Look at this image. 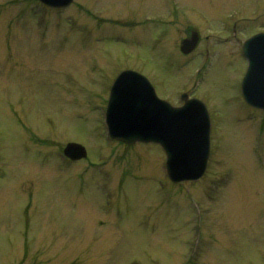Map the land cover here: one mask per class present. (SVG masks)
Masks as SVG:
<instances>
[{
    "label": "rangeland",
    "instance_id": "1",
    "mask_svg": "<svg viewBox=\"0 0 264 264\" xmlns=\"http://www.w3.org/2000/svg\"><path fill=\"white\" fill-rule=\"evenodd\" d=\"M33 2L0 0V264H264V110L244 99L240 45L264 31V0ZM188 29L203 44L183 55ZM128 66L176 104L207 101L199 181L172 182L158 143L105 138Z\"/></svg>",
    "mask_w": 264,
    "mask_h": 264
},
{
    "label": "water",
    "instance_id": "2",
    "mask_svg": "<svg viewBox=\"0 0 264 264\" xmlns=\"http://www.w3.org/2000/svg\"><path fill=\"white\" fill-rule=\"evenodd\" d=\"M54 6H64L72 0H43ZM184 40L189 51L197 43ZM249 67L243 81L247 101L264 108V32L249 38L244 44ZM109 133L129 144L155 141L167 153V171L175 181L198 179L206 171L210 156L211 121L206 105L198 99L183 106H173L159 98L150 80L135 70L119 74L107 110ZM66 154L73 158L86 156V148L70 142Z\"/></svg>",
    "mask_w": 264,
    "mask_h": 264
},
{
    "label": "flooded vegetation",
    "instance_id": "3",
    "mask_svg": "<svg viewBox=\"0 0 264 264\" xmlns=\"http://www.w3.org/2000/svg\"><path fill=\"white\" fill-rule=\"evenodd\" d=\"M195 31L196 30H194V29H188V32H187V35L186 36H192L194 33H195ZM240 41V40H239ZM201 43H202V37H200V41H199V43L197 44V46H196V48L192 51V53L194 52V51H196L200 46H201ZM203 44V43H202ZM180 48V47H179ZM179 50V49H178ZM180 52V51H179ZM207 52H210L209 50H208V47H207ZM189 54H191V53H189ZM189 54H185V53H183V55H189ZM184 92H187L186 90L184 91ZM189 93V94H188ZM187 93V95H186V97H188V96H193V94H191L190 92H188Z\"/></svg>",
    "mask_w": 264,
    "mask_h": 264
}]
</instances>
